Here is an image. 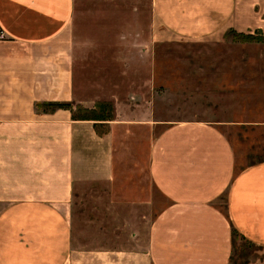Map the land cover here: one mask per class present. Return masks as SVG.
<instances>
[{
    "label": "crops",
    "instance_id": "0c3cea01",
    "mask_svg": "<svg viewBox=\"0 0 264 264\" xmlns=\"http://www.w3.org/2000/svg\"><path fill=\"white\" fill-rule=\"evenodd\" d=\"M74 2L0 0V75L14 65L63 76L51 86L36 78V101H75ZM150 16L185 39L226 30L264 36V0H150ZM5 108L10 105L0 109V264H230L233 230L264 248V157L239 165L246 137L238 133L236 144L229 138L238 126L263 137L264 121L167 123L150 140L147 175L129 176L116 145L122 130L148 119L146 112L117 107L114 118L97 121L74 119L67 110L2 114ZM149 115L154 129L159 121ZM88 189L105 195L95 196L97 216L85 237L76 222ZM102 203L117 219L111 237L101 230Z\"/></svg>",
    "mask_w": 264,
    "mask_h": 264
},
{
    "label": "rangeland",
    "instance_id": "374dc122",
    "mask_svg": "<svg viewBox=\"0 0 264 264\" xmlns=\"http://www.w3.org/2000/svg\"><path fill=\"white\" fill-rule=\"evenodd\" d=\"M74 10L75 101L69 102L70 108L36 101L31 90L35 79L43 76L51 86L57 78H63L62 74L52 68L41 72L11 65L1 69L0 109L10 105L2 114L39 117L67 110L71 116L110 120L116 116L117 107L136 116L146 112L148 119L138 122L140 126L122 130L116 145L119 161L125 164L129 176L147 175L150 140L167 123L217 121L220 117L264 121V36H239L226 30L199 39L176 37L152 22L150 0H75ZM149 112L159 121L154 129ZM103 125L100 130H106ZM239 127L229 133L235 144L238 133L246 137L238 164L263 158L264 131L263 137H257L260 131ZM254 141L260 143L250 150ZM104 195L102 189L85 190L77 206L82 211L77 212L76 232L88 237L90 219L97 216L95 196L100 199ZM97 208L101 230L105 228L111 237L112 231H119L117 219L104 203ZM230 264H264V248L236 234Z\"/></svg>",
    "mask_w": 264,
    "mask_h": 264
},
{
    "label": "trees",
    "instance_id": "16d2710c",
    "mask_svg": "<svg viewBox=\"0 0 264 264\" xmlns=\"http://www.w3.org/2000/svg\"><path fill=\"white\" fill-rule=\"evenodd\" d=\"M239 36H244L243 34H238ZM49 106L51 107H57V108H70L69 106V103H58V102H50V103H47ZM72 118L74 119H84V120H109V119H104V118H101V117H91L89 115H73ZM236 231L233 230L232 231V239H233V242H234V237L236 235Z\"/></svg>",
    "mask_w": 264,
    "mask_h": 264
},
{
    "label": "built area",
    "instance_id": "2783aa9c",
    "mask_svg": "<svg viewBox=\"0 0 264 264\" xmlns=\"http://www.w3.org/2000/svg\"><path fill=\"white\" fill-rule=\"evenodd\" d=\"M4 39V33L0 29V40Z\"/></svg>",
    "mask_w": 264,
    "mask_h": 264
}]
</instances>
